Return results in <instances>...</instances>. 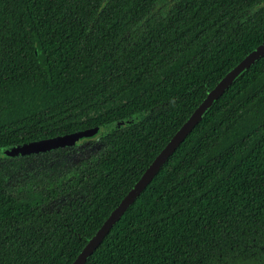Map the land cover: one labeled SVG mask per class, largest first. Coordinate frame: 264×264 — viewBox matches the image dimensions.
<instances>
[{
	"label": "trees",
	"instance_id": "obj_1",
	"mask_svg": "<svg viewBox=\"0 0 264 264\" xmlns=\"http://www.w3.org/2000/svg\"><path fill=\"white\" fill-rule=\"evenodd\" d=\"M263 42L264 0H0V264H72ZM87 129L72 147L4 154ZM85 264H264V54Z\"/></svg>",
	"mask_w": 264,
	"mask_h": 264
},
{
	"label": "water",
	"instance_id": "obj_2",
	"mask_svg": "<svg viewBox=\"0 0 264 264\" xmlns=\"http://www.w3.org/2000/svg\"><path fill=\"white\" fill-rule=\"evenodd\" d=\"M264 54V42L261 43L254 51L241 60L233 69H231L218 84L207 94L201 104L193 111L185 123L172 136L165 147L154 158L152 163L144 171L139 180L124 196L114 211L104 221L92 239L85 245L80 254L72 264H85L92 252L99 246L116 221L124 211L135 201L141 194L153 177L157 174L161 166L168 157L175 151L177 146L186 138L188 133L200 122L207 111L212 107L216 100L223 94L236 79H238L248 68ZM130 122V121H129ZM97 129H87L63 136H57L50 139H42L16 146L15 148L5 150L4 154L9 157L25 156L38 153H46L50 150L72 147L82 138H90L96 134Z\"/></svg>",
	"mask_w": 264,
	"mask_h": 264
},
{
	"label": "rangeland",
	"instance_id": "obj_3",
	"mask_svg": "<svg viewBox=\"0 0 264 264\" xmlns=\"http://www.w3.org/2000/svg\"><path fill=\"white\" fill-rule=\"evenodd\" d=\"M158 9V7L157 8H155V10L154 11H156ZM88 144H90V143H88ZM72 161V160H71ZM68 163H72V162H68ZM56 164H64V163H61V162H57ZM59 166H64V165H59Z\"/></svg>",
	"mask_w": 264,
	"mask_h": 264
}]
</instances>
